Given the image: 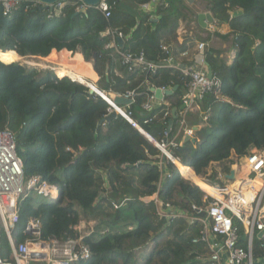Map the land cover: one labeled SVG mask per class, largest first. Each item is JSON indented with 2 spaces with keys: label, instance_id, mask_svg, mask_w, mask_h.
Listing matches in <instances>:
<instances>
[{
  "label": "trees",
  "instance_id": "trees-1",
  "mask_svg": "<svg viewBox=\"0 0 264 264\" xmlns=\"http://www.w3.org/2000/svg\"><path fill=\"white\" fill-rule=\"evenodd\" d=\"M151 1L106 0L107 15L78 0L60 1L64 5L59 13L21 0L4 14L0 4V130L7 128L16 137L24 180L39 176L58 189L46 202H37L27 194L29 190L19 198V219L11 231L16 244L27 239L24 229L34 218L40 223L41 240L79 239L88 247V259L70 264H129L132 256L126 244L147 237L156 247L141 264H151L154 258L159 264H211L196 260L206 251L204 244L191 243L198 225L189 226L185 218L159 219L154 201L144 200L156 194L162 202L189 211L191 205L203 204L200 187L184 179L176 165L123 118L101 124L110 115V106L85 85L63 71L16 62L40 60L53 50L62 51L48 59L67 58L79 50L99 77L100 91L113 95L136 89L132 116L159 141L168 119H161L163 105L141 115L150 95L141 82L146 78L155 87H176L165 97L172 109L181 106L185 79L172 68H160L154 74H141L139 69L129 72L120 54L142 53L149 63L159 64L165 57L160 45L165 44L175 61H184L181 55L191 49L193 40L176 30L179 21H187L188 27L194 13L183 0H156L153 15L140 7ZM198 1L205 3L215 23L228 25L227 34L219 36L231 37L234 51L230 64L208 52L206 63L219 85L200 103L207 122L198 127V116L190 115L188 124L197 128L194 140L181 142L178 137V145L170 149L183 167L202 177L212 163H227L233 155L244 157L251 149L264 151V0ZM108 29L125 36L117 51L105 47L111 41L105 34ZM145 118L152 121L143 124ZM176 131L174 122L169 138ZM228 170L229 166L223 167ZM215 176L213 172L209 180ZM113 203L122 204L114 209ZM83 220L94 222L86 235L78 229ZM236 225L242 236L241 224ZM161 239L165 245L157 249ZM1 254L10 257L4 232ZM252 257L253 264H264L262 241L253 243Z\"/></svg>",
  "mask_w": 264,
  "mask_h": 264
},
{
  "label": "built area",
  "instance_id": "built-area-1",
  "mask_svg": "<svg viewBox=\"0 0 264 264\" xmlns=\"http://www.w3.org/2000/svg\"><path fill=\"white\" fill-rule=\"evenodd\" d=\"M20 1L0 0L3 13H10ZM33 2L41 6L38 2ZM63 5V3L58 2L53 5L51 10L54 9L59 13ZM156 6L157 1L152 0L140 7L143 11L152 12ZM96 8L107 15L110 6L106 0H101ZM214 23L215 21L212 24H207L206 29L214 32ZM105 34L111 37L110 43L105 47L115 48L116 51L120 49L117 45V39L123 40L124 43V34L110 29ZM160 49L165 57L159 64L149 63L142 53L138 56L121 53V63L127 67L129 72L139 69L141 74H154L160 68H172L185 79L184 93L181 99V106L184 108L177 111L174 120L177 125L175 136L169 138L172 127L168 129L167 121L163 139L157 141L133 118L131 106L135 101L136 89L111 96L130 99L131 104L125 106H115L110 103L112 98H108L110 100L108 101L101 94H95L109 104V114L115 111L119 115L118 117L126 120L152 143L163 157L172 163L168 156L174 158L170 149L178 145L176 138L179 137L181 142L185 137L194 140V128L196 127L188 124L190 115L198 116V127L206 124L208 116L206 112L202 111L200 103L207 94L215 92L219 80L211 72V69L208 70L206 59L209 50L203 41L198 42L194 50L182 53V57L189 59L188 63L175 61L172 51L167 45L161 44ZM141 85L147 86L150 94L147 102L142 106L141 115L144 116L146 112L163 105L161 119L169 120L171 117L170 103L165 101V97L157 100L150 92V88H158L161 92L172 88L152 86L148 84L146 78L143 79ZM100 92L108 95L105 91ZM151 119L145 118L143 124H148L152 121ZM233 157L231 163L233 165L229 167L228 172L213 171L212 169L217 163H212L207 171H210V174L216 172L214 180L207 181L201 178L212 187L214 192V194H208L198 187L204 193L201 206L194 204L190 206L189 211H183L169 202H162L156 194L144 198V200L154 201L155 213L159 219L172 221L185 218L189 226L198 225L197 235L191 240V243L205 245L206 251L196 257V260L201 262L253 264V243L260 240L264 244V151L251 149L248 155L244 157L238 158L235 155ZM230 172L233 173V179L228 180L227 175ZM27 190H34L38 195L47 198H53L58 193L56 185L42 180L39 176H33L27 181L24 180L21 161L16 154L15 136L9 129L4 128L0 130V264H70L73 261L88 259L90 256L89 249L81 244L79 239H69L63 242L41 240L40 223L34 218L29 219L24 229L27 239L20 244L14 242L11 231L19 219L17 202ZM121 204L113 203L114 209H118ZM236 222L240 223L243 228L242 236L239 234ZM3 232L10 248L9 258H5L1 254V233ZM259 233H262L260 238L257 237Z\"/></svg>",
  "mask_w": 264,
  "mask_h": 264
},
{
  "label": "rangeland",
  "instance_id": "rangeland-1",
  "mask_svg": "<svg viewBox=\"0 0 264 264\" xmlns=\"http://www.w3.org/2000/svg\"><path fill=\"white\" fill-rule=\"evenodd\" d=\"M191 7L192 12L194 11H199V10H207L206 9V5L204 2L202 1H198L195 0V2L192 5H189ZM225 42L227 43L226 45V49H225V54L222 56L223 60H225V62L227 64H230L232 61V58L234 56V51L233 48L231 47V38H227L225 39ZM6 56H9V54H7ZM68 55L67 58H72V61H69L73 66H78L77 64H79L78 62V55H76V53H73L72 56ZM2 59V58H1ZM56 60V59H54ZM8 62V61H6ZM15 62V61H14ZM18 62V61H17ZM20 64L23 65H27V66H32V67H36L38 69H49V65L45 66L46 64H44L43 61L41 60H30V59H25L23 58L22 60L19 61ZM89 64V63H87ZM38 66V67H37ZM55 67V66H53ZM52 67V68H53ZM84 67H88V65L84 64ZM84 67H80V69H85ZM68 69H66L67 71L64 72L65 74L69 75L70 77H72L69 73H67L69 71V69L71 68L70 65L67 67ZM62 69V68H61ZM49 70H53V69H49ZM84 71V70H83ZM73 78V77H72ZM75 78V77H74ZM73 78V79H74ZM83 78L86 80V76L84 75ZM76 81H78L77 79H75ZM92 83V82H91ZM98 84V83H97ZM95 85V84H94ZM96 86V85H95ZM98 86V85H97ZM234 157L231 156L230 160L227 163H222V164H217L213 167V171H221L223 170V167L225 166H229L231 167L233 164ZM173 161V160H172ZM231 161V162H230ZM211 172L207 171V174L205 176H199L200 178H203L207 181L209 180V174ZM27 194L29 196H31L32 198H34L37 202H46L48 201L47 197L38 195L34 190L28 191ZM94 225V222L91 221H87V220H83L81 221V223L78 226V229L80 230V232L82 233V235H86L89 234L91 231V227ZM165 239H161L158 241V245H157V249L163 247L165 245ZM156 247V243L154 242V240L152 238H143L140 241H131L129 243L126 244V252L131 254V260L129 264H141L143 262L142 258L144 256H146L147 253H149L150 251H152L154 248ZM151 264H159V260L157 258H154L151 262Z\"/></svg>",
  "mask_w": 264,
  "mask_h": 264
},
{
  "label": "crops",
  "instance_id": "crops-1",
  "mask_svg": "<svg viewBox=\"0 0 264 264\" xmlns=\"http://www.w3.org/2000/svg\"><path fill=\"white\" fill-rule=\"evenodd\" d=\"M157 5H158V2H157ZM157 7V6H156ZM155 11H156V9L154 10V11H152L151 13L154 15V13H155ZM194 13V16L193 17H191V19H192V21L190 22V24H189V26L187 27L186 25H187V21H184V22H182V21H179V26H178V28H177V30H176V33L178 34V35H182V34H185V36H184V38L187 36L190 40H193V45L191 46V49H189V51H192V50H194V48H195V45L198 43V42H200V41H203L205 44H207V46H208V50L209 51H213L214 53H216V54H218L221 58H222V56L225 54V49H226V42H225V39H223L222 37H220L219 35H226L227 34V32H228V25L227 24H222V25H218L217 23H214V25H215V31L213 32V31H210L209 29H204V28H202V27H200V26H194L193 25V22L195 21V19H196V16H197V14H200V13H209L207 10H199V11H194L193 12ZM154 20H156V17L155 16H153V21ZM228 38H231V37H228ZM62 51V50H61ZM61 51H55V50H53V51H51V53L47 56V57H45V58H39L41 61H43L46 65L45 66H47V65H49V69H51L53 66H55V67H53V68H57V67H59V66H57V65H54L51 61H49V60H52V59H48V57L51 55V54H53V52H55V53H58V52H61ZM66 51V50H65ZM66 52H68V51H66ZM70 53H72V52H70ZM76 53V55H80V57H81V62L79 63V64H77L79 67H83V64H82V62L84 61L85 63H89V66H90V70H91V72H92V74H93V76H92V74H91V72L89 71V68L88 69H82V70H84L87 74H88V77L86 76V80L89 82V83H91V84H95L96 85V87H97V83H98V80H99V77L97 76V74L94 72V70H93V68H92V64H91V62H86L84 59H83V56H82V53L78 50V51H76L75 52ZM15 54V53H14ZM16 55V54H15ZM70 56H72V54L70 55ZM69 56V57H70ZM59 58V57H58ZM58 58H56V59H58ZM64 58V57H63ZM15 59H16V57H15ZM67 61H72V58H65ZM185 60L184 61H179V62H183V63H188L189 62V59L188 58H184ZM180 60H182V58H180ZM17 61H20V60H16V62ZM12 62V61H11ZM69 65H65L62 69H61V71H63V72H66L67 70L66 69H68L67 67H68ZM38 67V66H37ZM46 69V68H45ZM234 156V155H233ZM175 160V159H174ZM174 160H173V162H174ZM175 165L177 166V168H178V170H179V172H180V175L183 177V178H185V176H183L182 174H181V169H184V168H186V167H183L180 163H175ZM195 174V173H194ZM196 175V174H195ZM197 178L199 179V181H204L203 179H201L200 177H198L197 176ZM185 179H187V180H189L188 178H185ZM189 181H191V180H189ZM192 183H194L195 185H197L198 187H200V189L202 190V191H204V192H206V193H208V194H212V193H210L207 189H205L204 187H202L201 185H199V184H197V183H195L194 181H191Z\"/></svg>",
  "mask_w": 264,
  "mask_h": 264
},
{
  "label": "water",
  "instance_id": "water-1",
  "mask_svg": "<svg viewBox=\"0 0 264 264\" xmlns=\"http://www.w3.org/2000/svg\"><path fill=\"white\" fill-rule=\"evenodd\" d=\"M27 1H35V2H38L39 4H41L40 6V9H52L53 5L62 1V0H27ZM80 1L84 7H93V8H96L98 6V4L101 2V0H78ZM187 5H192L195 0H183ZM156 21V20H154ZM214 22V19L213 17L211 16L210 13H200V14H197L196 16V19L195 21L193 22V25L194 26H200L202 28H206L207 24H212ZM117 45L118 47H122L123 46V40L121 39H117ZM21 58V57H20ZM23 59V58H21ZM92 61V60H91ZM5 63V62H4ZM19 63V62H17ZM208 70L210 71V67L208 68ZM71 79V78H70ZM72 80V79H71ZM72 81H75V80H72ZM77 82V81H76ZM80 83V82H79ZM82 84V83H81ZM84 85V84H83ZM88 89H89V92L92 94V93H97L94 89L88 87L87 85H85ZM97 88V87H96ZM175 88L176 87H173L172 89H169V90H165L163 92H161L160 89L158 88H150V92L153 94V96L157 99V100H161L163 97H166V96H170L174 91H175ZM98 89V88H97ZM99 90V89H98ZM100 91V90H99ZM98 94V93H97ZM104 94V93H103ZM105 95V94H104ZM107 96V98H112L111 100V103L115 106H118V105H121V106H125V105H130L131 104V100L130 99H125V98H122V97H119V96H113L111 97L112 95H105ZM183 106H181L180 108H172L171 109V117L170 119L168 120V129H170L174 123V120L176 119V114H177V111H181L183 110ZM119 115L115 112V111H112L110 113L109 116H107L106 118H103L101 119L100 123H104L105 120H108L109 118H115V117H118ZM194 130L196 131L197 128H194ZM16 138V137H15ZM193 141L192 138H189V137H185L183 139V142H187V141ZM173 163V162H172ZM174 164V163H173ZM175 165V164H174ZM185 179V178H184ZM227 179L228 180H231L233 179V173L230 172L229 175H227ZM197 186V185H195ZM198 187V186H197ZM262 235V233H259L257 235L258 238H260Z\"/></svg>",
  "mask_w": 264,
  "mask_h": 264
},
{
  "label": "bare ground",
  "instance_id": "bare-ground-1",
  "mask_svg": "<svg viewBox=\"0 0 264 264\" xmlns=\"http://www.w3.org/2000/svg\"><path fill=\"white\" fill-rule=\"evenodd\" d=\"M2 54V53H1ZM71 55V54H70ZM0 60H1V58H0ZM2 61V60H1ZM49 61H51L54 65H57V66H59V67H57V68H51V69H53V70H60L61 71V68H63L65 65H70V69H69V71L67 72V73H69L74 79H77L78 81L77 82H80V83H82V84H84V85H87L88 87H90V88H92V89H94L98 94H101L105 99H107L108 101H110L108 98H107V96H105L102 92H100L97 88H96V86L95 85H93V84H91V83H89L87 80H85L84 78H83V76L84 75H86L87 77H88V74L85 72V71H83V70H81L80 69V67L79 66H73L69 61H67L65 58H63V57H59L58 59H56V60H54V59H52V60H49ZM3 62V61H2ZM78 62L80 63L81 62V57H78ZM82 64H83V67H84V63L82 62ZM85 68V67H84ZM88 68H90V66L88 65V67H86L85 69H88ZM110 103H111V101H110ZM168 158H170L171 159V161L172 160H174V158H172V157H170V156H168ZM173 162V161H172ZM174 164L176 163H179L176 159L174 160V162H173ZM177 167V166H176ZM181 171V174L183 175V176H185V178H188L189 180H191V181H194L195 183H197V184H199V185H201L202 187H204L205 189H207L210 193H212V194H214V192H213V189H212V187L209 185V184H207L205 181H199V179L197 178V176L194 174V171L191 169V168H188V167H186V168H184V169H181L180 170ZM180 173V172H179ZM187 180V179H186ZM188 180V181H189ZM190 181V182H191ZM195 185V184H194Z\"/></svg>",
  "mask_w": 264,
  "mask_h": 264
}]
</instances>
